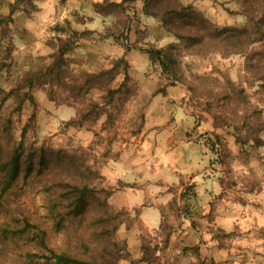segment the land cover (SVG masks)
Masks as SVG:
<instances>
[{
    "label": "rangeland",
    "instance_id": "rangeland-1",
    "mask_svg": "<svg viewBox=\"0 0 264 264\" xmlns=\"http://www.w3.org/2000/svg\"><path fill=\"white\" fill-rule=\"evenodd\" d=\"M102 1L0 0V101L2 91L19 88L25 77L50 64L59 47L66 49L68 82L82 80L86 72L115 67L107 87H123L126 97L116 107L103 106L96 120L79 125L78 113L86 111L91 101L102 104L106 87L91 88L83 98H74L61 85H38L31 89L36 105L25 99L18 109L12 96L2 101L0 141L4 146L19 145L24 151L69 152L84 159L93 187L104 191L112 207L124 211L116 231L119 240H126L129 252L122 264H143L142 243L158 247L157 261H206V256L201 259L198 243L179 247L183 234L178 232L187 223L190 227L184 218L187 211L191 213L196 196L195 183L190 181L193 174L165 190V200L159 204L161 224L152 231L139 228L138 254L125 236L135 222L133 213L110 202L111 195L124 186L112 177L120 170L121 152L140 148L147 132V108L157 92L165 95L167 85L180 84L189 92L195 122L210 121L213 127L215 151L210 150L215 152L218 173L215 209L231 211L242 221L250 212L264 215V39L242 52H189L185 42L159 18L143 11L144 0L126 1L122 10L98 13L94 4ZM178 1L191 5L219 29L253 24L239 0ZM151 47L169 48L174 54L175 77L151 60L146 52ZM19 89L23 93L27 88ZM55 180L53 171L33 173L27 180L21 174L1 199L0 229L21 230L28 219L46 229L50 245L61 247L63 234L55 231L45 207V186ZM185 236L201 242L195 233ZM235 236V231L220 228L212 235L215 246L232 245ZM172 241L179 248L175 256L170 250ZM34 248L27 238L9 235L2 242L0 264H26L24 253ZM243 258L249 256L233 251L215 261Z\"/></svg>",
    "mask_w": 264,
    "mask_h": 264
},
{
    "label": "trees",
    "instance_id": "trees-1",
    "mask_svg": "<svg viewBox=\"0 0 264 264\" xmlns=\"http://www.w3.org/2000/svg\"><path fill=\"white\" fill-rule=\"evenodd\" d=\"M126 1L133 0H103L95 3L94 9L98 13L122 10ZM239 2L253 20L250 27L219 29L191 5L178 0H144L143 11L159 18L167 30L185 42L187 51L206 53L219 50L229 54L242 52L251 43L264 39V0ZM146 52L171 78L176 76L171 62L174 54L169 48L151 47ZM65 53L66 49L59 47L56 58L50 64L25 77L19 86L27 88L23 93L19 92V88L2 91L0 104L12 96L18 109L25 99L36 105L31 89L43 84L61 85L74 98H83L91 88L106 87L102 104L91 101L86 111L78 113L77 123L80 125L85 121L96 120L103 106L116 107L126 98L123 97V87H107L115 67L86 72L82 80L68 82L69 69ZM34 115L32 113L29 118ZM75 121L71 119L69 122ZM211 148L215 151V141L211 143ZM47 171L55 172L56 180L45 186V207L55 231L63 234L62 246L55 248L50 245L46 229L26 219L25 227L21 230H11V227L6 226L0 229V249L3 240L13 235L25 237L35 246L34 250L24 253L26 264H122L121 260L129 252L126 240H119L116 231L124 211L112 207L104 191L93 187L92 173L86 170L85 161L79 155L45 149L24 151L19 145L4 146L0 141V203L21 174L27 180L33 173L43 174ZM171 204H174V200ZM187 215H190L188 211ZM157 248L156 245L150 247L142 243L140 262L159 263L155 255Z\"/></svg>",
    "mask_w": 264,
    "mask_h": 264
},
{
    "label": "crops",
    "instance_id": "crops-1",
    "mask_svg": "<svg viewBox=\"0 0 264 264\" xmlns=\"http://www.w3.org/2000/svg\"><path fill=\"white\" fill-rule=\"evenodd\" d=\"M188 97L189 92L180 84L167 85L165 95L157 92V97L147 108V132L140 148L132 152L124 149L120 154V170L112 178L121 180L124 186L111 195L110 202L131 211L135 217V222L126 229L128 244L138 254L139 228L152 231L161 224L159 204L165 200V190L181 179L187 181V177L193 174L190 181L195 183L196 196L190 215L184 218L190 227L187 223L186 228L178 232L183 234L179 247L181 244L198 243L201 259L205 256L207 259L149 264H264V215L250 212L242 221L237 220V215L231 211L221 213L218 208L215 209L218 173L215 170V154L210 150L214 140L210 132L213 127L210 121L195 122ZM187 134L191 135L188 137ZM215 228L225 232L235 231L237 236L231 241L232 245L217 243L215 246V238L212 237ZM187 233L197 234L201 242L193 236L187 238ZM170 248L173 256L179 252L175 241ZM233 251L242 257L249 256V259L215 261Z\"/></svg>",
    "mask_w": 264,
    "mask_h": 264
}]
</instances>
